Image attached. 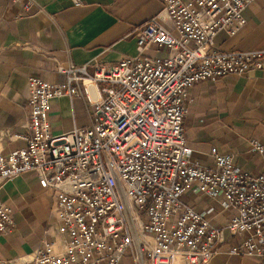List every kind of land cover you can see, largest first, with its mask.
<instances>
[{
	"label": "built area",
	"instance_id": "2783aa9c",
	"mask_svg": "<svg viewBox=\"0 0 264 264\" xmlns=\"http://www.w3.org/2000/svg\"><path fill=\"white\" fill-rule=\"evenodd\" d=\"M9 1L20 5L19 18L41 11L33 0ZM161 1L162 11L135 30L138 56L57 65L64 85L28 78L29 134L20 137L24 147L0 155V186L34 175L67 239L44 244L27 264H208L223 246L231 256L264 257V170L250 175L215 149L213 167L191 163L183 130L195 84L264 71V49L214 48L220 31L234 36L244 26L243 11L255 0ZM151 47L167 56L143 55ZM58 97L82 98L91 126L52 135L48 113ZM186 193L217 202L227 223L188 206ZM13 228L0 200V235Z\"/></svg>",
	"mask_w": 264,
	"mask_h": 264
},
{
	"label": "crops",
	"instance_id": "0c3cea01",
	"mask_svg": "<svg viewBox=\"0 0 264 264\" xmlns=\"http://www.w3.org/2000/svg\"><path fill=\"white\" fill-rule=\"evenodd\" d=\"M78 1L74 6L72 0H33L41 11L34 9L19 18V4L0 0L2 156L25 146L20 137L29 134V77L64 85L65 77L57 72V65L115 64L124 57L138 56L135 30L163 9L161 0ZM242 16L245 24L236 35L229 36L226 31L216 35L217 51L264 49V0L249 4ZM162 17L165 28L175 33L171 22L164 14ZM143 55L162 58L167 51L151 47ZM89 92L97 98L94 87ZM186 107L183 130L192 150L191 163L213 167L210 153L215 149L230 155L234 165L250 175L264 170V152L253 151L251 145L256 141L264 147V71L195 84ZM91 113L82 98L52 99L48 113L51 134L89 128ZM0 200L10 207L14 220L11 232L0 235V264H27L44 244L66 241L51 214L53 199L40 189L34 175H20L0 186ZM183 201L194 210L206 211L215 225L228 221L211 199L186 193ZM208 264H264V257L231 256L223 246Z\"/></svg>",
	"mask_w": 264,
	"mask_h": 264
},
{
	"label": "rangeland",
	"instance_id": "374dc122",
	"mask_svg": "<svg viewBox=\"0 0 264 264\" xmlns=\"http://www.w3.org/2000/svg\"><path fill=\"white\" fill-rule=\"evenodd\" d=\"M123 261H124V262H123ZM123 261H122V263H121V264H124V263H125L127 260H126V259H124ZM126 264H131V263H130V261H127V263H126Z\"/></svg>",
	"mask_w": 264,
	"mask_h": 264
}]
</instances>
